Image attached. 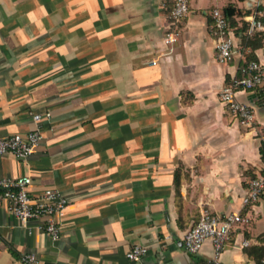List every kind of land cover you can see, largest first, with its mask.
I'll list each match as a JSON object with an SVG mask.
<instances>
[{"label": "crops", "instance_id": "0c3cea01", "mask_svg": "<svg viewBox=\"0 0 264 264\" xmlns=\"http://www.w3.org/2000/svg\"><path fill=\"white\" fill-rule=\"evenodd\" d=\"M227 7L239 53L220 64L211 12ZM172 8L173 0H0V135L42 134L33 156H0V177L29 176L33 197L57 189L69 199L56 240L0 200V264H22L23 253L42 264L205 262L211 241L196 255L183 245L203 210L251 217L232 230L220 264H264V194L242 205L264 173V87L237 94L255 109L251 128L219 97L242 77L245 29L264 0H190L178 25ZM251 50L264 65V47ZM136 244L147 248L142 262L126 257Z\"/></svg>", "mask_w": 264, "mask_h": 264}, {"label": "built area", "instance_id": "2783aa9c", "mask_svg": "<svg viewBox=\"0 0 264 264\" xmlns=\"http://www.w3.org/2000/svg\"><path fill=\"white\" fill-rule=\"evenodd\" d=\"M259 2L261 0H258ZM190 12V0H173V8L169 15L174 25L181 23ZM211 35L214 39L216 60L220 64L231 62L239 53L234 36L231 33L228 18L222 10L214 9L211 12ZM246 34L248 37L257 32H264V24L253 16L248 21ZM178 32L174 29L166 35V43L173 45L177 41ZM249 53L250 50L246 49ZM157 60H151L149 65H157ZM242 77L234 78L220 91L221 103L227 113L240 125L251 128L255 123V109L250 104L238 99L241 90H259L264 87V65L258 61H245L241 69ZM40 115H34V120L39 122ZM42 134L40 129H35L26 134H15L10 137L0 135V156L13 155L19 159L33 156L40 145ZM264 148V135L261 137ZM32 179L29 176L18 178L0 177V200L6 203L7 210L13 214L23 225L30 221H39L40 229L52 239H59L61 224L59 217L69 206V199L57 189H47L38 197H33L30 192ZM264 194V173L258 174L248 183V188L242 198L243 208L256 205ZM251 217L243 211L224 214L213 213L208 210L201 212V217L196 225L191 227L184 235L183 245L190 255L199 254L206 243L211 241L213 256L205 262L196 264H220L221 256L229 245L232 230L238 225H249ZM250 245L245 240L241 247ZM147 254V248L141 244L134 245L126 254L130 261L142 262ZM22 264H42L34 253H23L20 256Z\"/></svg>", "mask_w": 264, "mask_h": 264}, {"label": "trees", "instance_id": "16d2710c", "mask_svg": "<svg viewBox=\"0 0 264 264\" xmlns=\"http://www.w3.org/2000/svg\"><path fill=\"white\" fill-rule=\"evenodd\" d=\"M263 11V15L261 17H257L258 20H260L263 24H264V8H262ZM223 13L225 14V16L228 18L229 22L232 20L233 16L236 14V10L233 7H227L223 10ZM247 29H245L246 31ZM245 41V47L246 49H249L250 52L247 53V58L246 61H251V60H255L254 56L251 54V48L252 49H256L258 47H264V33H260L255 35L252 38H248L246 37L244 39ZM176 186H179V183L176 182Z\"/></svg>", "mask_w": 264, "mask_h": 264}]
</instances>
